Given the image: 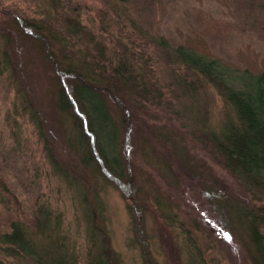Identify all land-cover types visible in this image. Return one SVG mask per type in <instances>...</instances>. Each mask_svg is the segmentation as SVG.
Instances as JSON below:
<instances>
[{
  "label": "trees",
  "instance_id": "obj_1",
  "mask_svg": "<svg viewBox=\"0 0 264 264\" xmlns=\"http://www.w3.org/2000/svg\"><path fill=\"white\" fill-rule=\"evenodd\" d=\"M31 1L38 2L39 7L33 15L27 9L19 12L8 5H0V82L5 76L13 89L7 116L11 119L13 150H18L19 146L23 149L19 135L21 121L27 119L34 125L46 165L75 192L74 198L79 200L86 226L78 241L68 230L59 231L61 217L54 215L50 204H40L35 207L32 223L11 220L9 228L0 233V244L7 254L28 258L34 264H117L116 253L108 243L105 244L103 230L98 226L100 219L96 213L103 210L97 194L102 183L111 180L123 190L130 189L132 183L134 189L141 186L135 174H131L134 167L127 158L133 149L130 117L134 120L143 117L149 122L157 109L169 104L152 74L156 62L151 57L153 50L171 63L181 64L201 75L224 100L228 108L224 121L218 128H210L205 136L212 151L218 154L217 162L250 198L244 195L239 199L231 197L233 192L219 180L213 187H206L199 172L186 169L185 163L180 167L189 179L187 184L194 187L198 183L200 192L213 202L228 235L235 236L232 224L241 228L247 234L252 256L257 260L254 262L264 264V72L253 73L248 69L239 72L185 46L172 47L162 36L150 37L134 23L129 12L128 2L136 0L104 2L109 10L133 27L139 40L138 49L134 39L129 37V44L118 42L121 49L107 48L101 35L95 36L94 41L89 39L92 29L81 21L75 8L65 5L64 0ZM12 30L29 38L47 64L51 78L47 76L43 83H48L52 96L49 102L42 103L61 130V140L70 157L55 152L42 109L23 86L20 79L22 62L13 59L10 48L14 37ZM66 78L72 80L68 82ZM181 78L177 82L178 89L183 93L186 89L190 91V85H185ZM113 98L126 106V112L122 107L121 113L116 112L117 108L112 109ZM163 137L160 133L159 138ZM140 141L138 135L135 141L138 149ZM163 146L169 153L177 154L171 145ZM153 150L156 151L152 147L149 153ZM89 191H93L94 200H89ZM152 203L165 225L177 227V234L183 236L182 248L174 243L173 237L181 263L205 264L191 231L170 212L167 202L156 193ZM146 264H157V260L149 255Z\"/></svg>",
  "mask_w": 264,
  "mask_h": 264
},
{
  "label": "rangeland",
  "instance_id": "obj_2",
  "mask_svg": "<svg viewBox=\"0 0 264 264\" xmlns=\"http://www.w3.org/2000/svg\"><path fill=\"white\" fill-rule=\"evenodd\" d=\"M64 1L65 5L77 10L81 21L94 32L90 30L92 38L89 39L94 41L95 36L101 35L107 48L116 49L122 48L119 41L129 44L128 41L134 39L138 49L139 40L133 27L109 10L105 0ZM128 4L134 23L150 37L162 36L172 47L185 46L239 72L244 69L264 72V0H136ZM0 5H8L19 12L27 9L31 15L39 10L38 2L31 0H0ZM11 32L14 37L10 48L13 59L22 62L23 86L42 109L55 152L70 157L61 140V130L43 104L52 96L47 81L43 83L47 76L51 78L47 64L29 38L21 37L14 30ZM152 51L151 57L156 59L152 74L169 104L157 109L149 122L142 116L137 120L130 117L133 149L127 158L134 167L131 174H135L141 186L134 189L132 183V191L123 190L111 180L99 187L97 197L103 211L96 215L106 239L104 242L116 253L117 264H146L149 255L157 264H182L174 243L182 248L183 236L177 234V227L167 226L161 219L152 203L157 193L167 202L170 212L191 231L205 264H256L247 234L232 224L235 239L230 237L213 202L200 192L198 183L194 187L187 184L189 179L180 167L186 164V169L199 172L206 187H213L219 180L233 192L231 197L250 198L217 162L218 154L212 151L205 136L210 128H218L224 121L228 108L217 89L205 78ZM180 78L185 80V85H190V91L186 89L183 93L178 89ZM12 98V86L4 76L0 82V233L9 228L11 220L32 223L35 207L48 203L54 215L61 217L59 231L68 230L79 241L86 226L79 200L74 198L75 192L61 176L56 177L46 165L34 125L27 119L20 120L23 149L19 146L18 150H13L11 119L7 118ZM111 107L114 111L117 108L119 113L122 107L126 112V106L115 98ZM160 133L164 134L163 138H159ZM138 135L141 136L140 149L135 142ZM150 144L155 152L149 153ZM144 145L146 149L143 150ZM163 145H171L177 154L169 153ZM88 194L89 200H94L93 191ZM0 264L34 263L28 258L7 254L0 244Z\"/></svg>",
  "mask_w": 264,
  "mask_h": 264
}]
</instances>
